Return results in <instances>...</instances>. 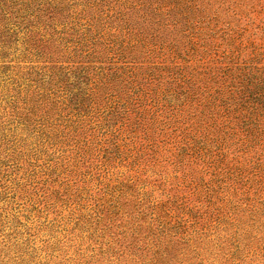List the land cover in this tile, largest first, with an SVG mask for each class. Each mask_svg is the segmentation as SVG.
<instances>
[{
  "label": "trees",
  "instance_id": "trees-1",
  "mask_svg": "<svg viewBox=\"0 0 264 264\" xmlns=\"http://www.w3.org/2000/svg\"><path fill=\"white\" fill-rule=\"evenodd\" d=\"M263 40L264 0H0V202L101 264L264 259Z\"/></svg>",
  "mask_w": 264,
  "mask_h": 264
},
{
  "label": "rangeland",
  "instance_id": "rangeland-1",
  "mask_svg": "<svg viewBox=\"0 0 264 264\" xmlns=\"http://www.w3.org/2000/svg\"><path fill=\"white\" fill-rule=\"evenodd\" d=\"M260 18H263L262 14ZM254 38H257V35ZM259 42L261 41L259 40ZM262 42L264 43V40ZM17 48L18 51L13 53L14 49L12 48L9 58L0 60V64H8L10 61L11 65H25L24 62L28 60L19 59L22 57L20 50H23L21 43L17 44ZM3 76L6 75L2 74ZM6 84L11 86L8 82ZM4 91L5 88H0V93ZM119 170L127 173L124 168ZM157 194L158 192H155L154 196ZM19 202L17 199L11 202L9 198L0 202V213L3 215V220L11 222L5 223L3 226L0 225V264H88L90 260H92L91 263L101 264L105 261V258L102 259L99 255L98 243L95 244L93 240L89 239L90 232L76 230L70 233L62 230L71 228L66 225L70 210H63L61 216L55 218L50 212L48 214L38 213L31 211V207L26 209L22 205H17ZM2 207L4 208L2 209ZM47 225H50L53 230H50L49 227L46 228ZM260 236L264 237V230ZM225 239H227L226 233L223 232L202 238L201 246L203 248L200 251L199 259H202L203 264L225 263L226 259L223 255L227 251L224 244ZM15 248L17 249L15 250ZM9 249L10 252H8ZM130 258L128 259L130 260ZM191 258L192 256L188 254L181 256L178 264L195 263ZM97 260L100 261L97 262ZM125 263L122 262V264ZM246 264H264V259L258 257L252 262L247 259Z\"/></svg>",
  "mask_w": 264,
  "mask_h": 264
}]
</instances>
